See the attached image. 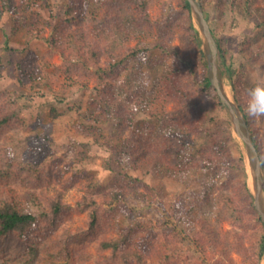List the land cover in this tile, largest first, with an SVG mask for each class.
I'll return each instance as SVG.
<instances>
[{"label": "trees", "instance_id": "trees-1", "mask_svg": "<svg viewBox=\"0 0 264 264\" xmlns=\"http://www.w3.org/2000/svg\"><path fill=\"white\" fill-rule=\"evenodd\" d=\"M37 3L38 0H0V19L8 14L14 31L23 29L28 38L44 40L62 58L57 69L60 74L47 72L35 52L26 47L19 54L18 85L32 92L33 97L49 91V116L55 119L62 114L59 109L63 103L68 101L70 107L69 96L92 82L93 96L82 113L83 120L91 126L86 133L97 143L106 142L118 149L144 175L159 169L176 180L186 173L216 170L222 176L215 197L219 205L216 220L229 224L228 229L217 230L209 221L201 220L195 231L186 235L177 223L164 220L159 226L165 231L161 237L153 225L141 221L120 227L117 218L130 217L132 211L130 197L136 190L130 184L138 187L144 183L126 172L113 170L115 181L111 184H87L78 207L88 216V230L97 234L99 259L92 262L88 252L65 249L61 254L65 264H261L264 223L248 187L243 157L232 154L234 136L228 114H224L225 122H216V114L225 106L210 81L189 0L159 1L155 13L151 12L149 0H65L58 17L48 18L34 9ZM199 3L202 12H213L210 29L219 66L229 81L264 170V132H259L257 119L249 118L245 110L250 85L243 63L248 58V63H253L254 57L260 58L253 52V45L264 38V0ZM229 11L243 14L256 28L250 37L238 36L236 40L238 54L245 60L238 67L234 66L228 46L233 39L223 34L231 18L227 16ZM4 50L13 49L5 43ZM19 98L8 89L0 92V135L22 125ZM141 114L153 119V124L140 125ZM43 117L41 112L37 119L42 128L38 133L41 141L51 134ZM110 122L112 130L105 132L102 126ZM38 147V169L21 176L22 182L34 178L29 199H0V238L14 235L25 247L19 258L5 251L7 256L0 259V264L18 260L31 264V257L46 248L45 235L52 234L72 211L64 203V189H55L52 195L44 190L49 176L57 177L51 173L47 157L42 158L47 154L46 145L41 148L38 143ZM10 178L8 174L2 179ZM201 200H210L206 191ZM28 204L42 209L39 217L31 213ZM42 260V264H59V256L50 251L48 256L42 252Z\"/></svg>", "mask_w": 264, "mask_h": 264}, {"label": "rangeland", "instance_id": "rangeland-1", "mask_svg": "<svg viewBox=\"0 0 264 264\" xmlns=\"http://www.w3.org/2000/svg\"><path fill=\"white\" fill-rule=\"evenodd\" d=\"M18 1L20 2V0H14V2ZM64 1L65 0H38L37 6H35L34 9L37 10L43 18H48L49 15L58 17L59 8ZM149 1L152 6L151 12L155 13L157 4L162 0ZM194 1L197 2L198 0ZM212 14L213 12L211 9L202 12V19L205 26L200 24L198 20L193 17L199 33L201 46H204L206 41V31L208 30L212 35L210 29V21H213ZM7 15L4 14L0 19V56L2 57V61H0V92L4 89H8L12 92L14 97H20L19 114L22 119V125L16 130H6L0 135V199L11 196L23 202L29 199L31 194L30 187L34 178H31V182H22L21 176H27L26 173L34 172L38 169L40 163L38 161L39 157L36 154L40 150L38 147V143H40L41 148L46 145L45 150L47 154L42 158L47 157L48 167L54 177H57V179H52V177L49 176L51 179L45 182L43 188L44 190L47 189L50 195L53 194L55 189H64V203L72 209L70 216L63 217L57 229L52 234L45 235L46 239L44 243L46 248H40V255L38 254L37 256L31 257L34 258L31 264H42V252H45L48 256L49 251L52 255L56 254L59 256V264H65L66 261L61 255L65 249L88 252L92 255V262L99 259L97 252V234L88 230L86 225L88 216L86 213L79 212L78 207L81 205L82 197L87 189V184L90 182H97L101 185H106L107 183L111 184L115 181L111 173L113 170L118 173L126 172L132 177L141 179L144 183V185L138 187L130 184L131 187L136 190L135 194L130 197V208L132 211L130 217L122 216L117 218L120 227L127 226L131 221H141L153 225L154 231L156 234L158 233L159 237L165 235V231L159 229L160 224H162L164 220H167V223H169L168 220L177 223V227L183 228L186 235H191L198 227V223L201 220L209 221L217 230H226L229 228L227 222L218 223L216 220L219 205L215 197L222 177L220 173H218L219 176L216 174V170L186 173L176 180L159 169H152L151 172L144 175L140 171L134 169L126 156L120 154L118 149H114L115 147L113 148L106 142L105 144H99L92 136L86 133L87 128L91 126L88 122L83 120L82 113L86 110L88 99L93 96L92 82H89L90 86L86 89H76L68 98V100H71L70 107H67L69 104L68 101L63 103L62 107H59L62 114L52 119L49 116L50 105L48 102L52 100L49 91L44 90V94L33 97L32 92L21 88L17 83V65L20 60V51L27 47V49H31L35 52L40 60L38 62L45 65L47 72L56 76L60 74L57 69L61 67L62 58L58 54L52 52L44 40L28 38L23 29L14 31L12 23L8 20ZM229 15L232 19L229 18L228 29L224 31L223 34L233 39L234 43L228 46L231 51V59L234 61V66L238 67L239 63L245 60L238 54L236 40L238 36L250 37L252 34L256 33V28L243 14L234 15L229 11L227 16ZM5 43L13 50L5 51ZM207 52L210 58L213 57L211 58L213 61L215 59V63L211 64L212 80H214L216 86L224 90L225 95L227 91L231 95L229 101L230 106L227 107L224 105L225 110L216 114V122H225L226 118L224 114H228L234 136L232 154L234 157H238L239 154L242 155L248 176V187L253 197H255L256 184L254 185V177L250 171L247 148L242 137L234 131L227 108L232 109L234 111V116L240 121L243 120V116L240 112L236 111L237 104L234 100L229 81L224 77L219 66L217 49L212 50V48H209ZM253 52L259 54L260 58L257 59L254 57V60H252L254 61L253 63L247 62L249 58L247 61L243 62L248 74L249 88L254 86L256 74L258 72L264 74V38L253 45ZM160 72L161 71H156L157 74ZM147 78V75L144 74L143 81L146 82ZM44 103H47V106H45ZM64 110L66 112H64ZM41 112L44 115L43 123H45V128L51 130L49 138H43L42 141L38 137V133H42V128L37 125L38 115ZM138 120L140 125H144L145 123L153 124L152 122H154L153 119L143 114L138 116ZM111 125L110 122L102 127L105 132H109L112 130ZM257 125L259 132L263 134L264 118L257 119ZM247 130L249 131L248 128ZM170 156L173 158V150L170 151ZM40 171L44 173L46 170L40 168ZM18 172H22L26 175L14 174ZM8 174L11 175L12 178L8 181L3 180L2 178L6 179ZM260 174V176L264 175L262 166ZM261 188L263 191L262 194L264 195V178L261 183ZM205 191L209 194L210 200L203 203L201 199ZM28 206L31 213H33L35 217H39L42 209L29 204ZM171 215L173 216L169 219L167 216ZM35 232H37V230ZM23 245L24 243L18 240L14 235L1 237L0 259L7 256L5 251L8 252L11 257L19 258L20 255L24 253L25 247ZM61 250L62 252H60ZM13 264L24 263L23 260H18L14 261ZM261 264H264V255Z\"/></svg>", "mask_w": 264, "mask_h": 264}, {"label": "water", "instance_id": "water-1", "mask_svg": "<svg viewBox=\"0 0 264 264\" xmlns=\"http://www.w3.org/2000/svg\"><path fill=\"white\" fill-rule=\"evenodd\" d=\"M190 2V6H191V11H192V15L194 17V19L196 18L198 20V22L202 25H204V21L202 19V9H201V6H200V3H199V0L197 2H195L194 0H189ZM205 26V25H204ZM205 28V27H204ZM208 31V30H207ZM206 31V41L204 43V46H201L202 47V50L204 52V55H205V58H206V61H207V64H208V69H209V78H210V81L213 85H215L214 83V80H212V71H211V64L215 63V59L214 61L211 59L213 57L210 58V55H208V52L207 50L210 48H212V50L216 49V46L213 42V37L212 35L210 34V32ZM210 34V35H209ZM211 62V63H210ZM216 86V85H215ZM217 87V91L220 95V98L222 100V103L224 105H226L227 107L230 106V103L227 101L226 99V95L224 93V90L221 88V87ZM228 109V113L230 115V119H231V122H232V125L234 127V131L242 137L243 141L245 142V145H246V148H247V152H248V162H249V165H250V171L251 173L254 172L255 177L254 180V185H255V197H254V203L256 205V208L258 209L260 215H261V218L264 222V201H263V194H262V188H261V183H262V180L264 178V175L260 176V169H261V163H260V160L255 152V148L252 144V139L250 137V133L249 131L247 130V127H246V123H245V119L243 118L242 121H240L239 119H237L235 116H234V111L230 108H227ZM236 111L240 112V109L238 108V106H236ZM241 113V112H240ZM255 168V169H253Z\"/></svg>", "mask_w": 264, "mask_h": 264}, {"label": "clouds", "instance_id": "clouds-1", "mask_svg": "<svg viewBox=\"0 0 264 264\" xmlns=\"http://www.w3.org/2000/svg\"><path fill=\"white\" fill-rule=\"evenodd\" d=\"M246 98L245 110L249 118H264V74H256V82L246 90Z\"/></svg>", "mask_w": 264, "mask_h": 264}, {"label": "bare ground", "instance_id": "bare-ground-1", "mask_svg": "<svg viewBox=\"0 0 264 264\" xmlns=\"http://www.w3.org/2000/svg\"><path fill=\"white\" fill-rule=\"evenodd\" d=\"M227 96H226V99H227V101L229 102L230 101V99H231V95H230V93L227 91V94H226ZM235 135V134H234ZM253 169H255V168H253ZM251 175V174H250ZM252 176H255V174H254V172H252ZM255 178V177H254ZM255 181V180H254ZM254 192V191H253Z\"/></svg>", "mask_w": 264, "mask_h": 264}]
</instances>
